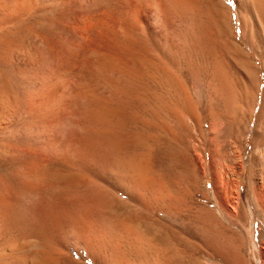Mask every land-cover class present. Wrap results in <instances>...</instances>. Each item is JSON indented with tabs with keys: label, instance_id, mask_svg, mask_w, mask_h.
I'll use <instances>...</instances> for the list:
<instances>
[{
	"label": "rangeland",
	"instance_id": "1",
	"mask_svg": "<svg viewBox=\"0 0 264 264\" xmlns=\"http://www.w3.org/2000/svg\"><path fill=\"white\" fill-rule=\"evenodd\" d=\"M228 5L225 12L232 10L231 25L237 29L235 6L229 0ZM247 32L254 47L241 39L238 32L234 45L255 63L259 85L249 86L251 96L247 95V99L252 97L255 103L251 98L249 105L255 106L253 112L247 109L246 118H242L240 141L228 127L235 124L231 113L243 97L238 73L232 74L237 83L228 106L219 107L216 100L210 103L205 90L203 94L202 90H188V86L194 87L192 82L185 88L182 64L173 66L170 76L151 63L123 70L99 65L74 66L65 74L56 66L11 68L16 78L1 72L0 89L12 93V98L7 106L9 111L6 110L8 115L0 119V129L4 127L0 131V187L7 188L6 194H0V264H31L30 258L18 260L21 245L18 239L10 238L16 233H4L13 226L15 217L25 213L45 217L54 228L64 225L67 218H75L79 230L54 229L56 242L48 244L43 253L39 249L37 264H86L83 259L88 254L100 264L104 260L109 264H264V172L261 164L250 158L253 142L264 144V138H256L254 132L258 122L263 125H259V130L264 127V117L258 120L264 97V68L255 50L263 38L253 35L249 28ZM172 49L174 46L168 49L170 55ZM18 71L26 77L24 81L17 78ZM55 77L65 101L75 98L76 105L70 108L63 104L55 120H32V102L43 82ZM186 105L192 108L190 115L186 114ZM169 108L182 114L187 130L176 124ZM2 109L0 112H5ZM115 109L125 117L131 111L137 113L140 149L135 160L136 173L132 169L125 175V170L111 157L119 143L129 142L130 134L118 137L100 127L104 114L113 121ZM155 112L160 116L156 117ZM163 119L165 127H157L156 120L163 125ZM54 142L62 155L61 162L37 166V161L49 157L50 143ZM5 144L11 145L12 155L6 152ZM261 148L256 146L257 153L254 151L253 155L262 162ZM43 173H55L57 178H44ZM64 182L71 183L72 188H64ZM37 184L52 186L44 196L46 200L33 190ZM94 185L109 192L114 190L116 200L124 205L119 214L124 223L118 220L122 230L119 229L115 254L110 248L107 253L94 252L97 246H88L80 237L85 233L79 217L82 198L90 192V196L95 195L102 202L103 196ZM113 229L108 230L112 241L118 234ZM34 240L37 238L29 239ZM85 247L91 252L87 254Z\"/></svg>",
	"mask_w": 264,
	"mask_h": 264
},
{
	"label": "bare ground",
	"instance_id": "2",
	"mask_svg": "<svg viewBox=\"0 0 264 264\" xmlns=\"http://www.w3.org/2000/svg\"><path fill=\"white\" fill-rule=\"evenodd\" d=\"M232 2L235 6L236 21L239 25L237 29L231 25L232 10L225 12L229 6L228 0H163L162 6L159 0L156 3L154 0H0V74L2 72L1 75L3 76L9 75V77L16 78L11 68L28 66H56L61 69V74H65L68 68L74 66L99 65L123 70V68L138 69L143 63H151L157 67V70L160 69L166 76H170L172 67H179L182 64L185 88L187 84L192 82L194 87L189 88L188 86V90L194 92L202 90V94L205 90V96L207 95L210 103L212 104L216 100L217 106L220 107L226 104L228 106L230 98L233 97L234 86L237 82L233 80L232 74L238 73L240 80L238 83L243 86V94H241L243 97H241L242 102L240 101V104L235 106L234 112L231 113V115L234 114L232 116L233 119L235 117V124L230 123L228 127L229 132L232 133L230 134L237 141L238 139L240 141L243 126L242 118L247 109L250 108L253 112L252 109L255 106L252 97L253 108L249 105L251 98L247 99L249 86L254 83L258 88L259 76L256 77V65L253 60L251 61L247 53L234 43L238 32L241 39L254 47L251 40L247 38L248 35L245 34H248V28L249 31L254 32L253 35H261L263 40L259 41V48L256 47L255 50L264 68V0H232ZM175 37L181 39L176 41ZM170 46H174L171 55L168 50ZM143 52L147 55H142ZM192 70L195 71V75L192 74ZM17 78L24 81L26 77L18 71ZM56 79L57 77L43 82V87L31 104L30 115L32 120H55L63 104L70 108L76 105L75 98H69L68 102L65 101V96L59 91L60 88ZM182 90L184 91V89ZM3 92L0 89V108L5 111L0 112V119H4L8 115V113L6 115V110H8L7 106H9L8 103L12 98V93ZM95 105L94 103V107ZM191 109L186 105L187 115H190ZM169 111L174 112L176 124L187 130V123L182 114H178L179 112L177 113L173 108H169ZM260 111L259 121L264 117V97ZM131 112L125 117L116 110L113 111V121L109 120L105 114L100 119L101 130L118 137H125L127 133L130 134L128 143L126 140L125 143L116 142L119 144L111 156L119 167L125 170V175L129 173L128 171L135 170V160L138 158L137 151L140 149L136 125L137 113L136 111ZM4 115L6 116L4 117ZM155 116L159 117L160 115L155 112ZM164 121L163 119V126L156 120L157 127H165ZM260 122L255 126L256 138L259 136L264 138V127L259 130ZM3 128L1 127V129ZM258 143L253 142L252 147L254 149L250 158L253 163L261 164V170L264 172V160L261 162V159L257 160L253 155L254 151L256 152L255 147L262 146L261 155L264 159V144L259 145ZM6 147V152L12 155L11 145L5 144ZM57 147L55 142L50 143V152L47 154L50 153L49 157L37 161L39 162L37 166L41 167L40 163L47 165L60 163L62 155L58 152ZM111 165L109 164L110 168ZM42 169L44 170V168ZM124 174L122 175L125 176ZM44 175H46L43 176L44 178H57L55 173ZM1 181L0 172V183ZM63 186L64 188H72V184L68 182H64ZM94 187L98 188V193L103 196L102 202H98L94 197L95 195L90 196V192L87 193L89 195L87 198L86 196L85 199L82 198L79 217L83 220L80 228L85 233L84 235L81 233L80 237L83 242L89 243L88 246L90 244L97 246L94 252L99 250L101 253H107L110 248V251L115 254V245L118 244L120 238L119 229L122 228L121 223L118 222L119 214L122 213L121 210L124 205L116 200L114 190L109 189L111 191L109 192L104 190L103 186L94 185ZM33 188L41 198H44L52 186L37 184ZM6 193L7 188L0 187V194ZM44 200L46 199L44 198ZM74 219L67 218L64 225L54 228L45 217L38 218L33 214L25 213L21 217H15L13 226L10 229H5L4 233L9 232L8 235H10V230L16 233L10 238L18 239L17 243L21 245L22 253L18 260L25 261L30 258L31 264H37V252L45 250L48 244L52 245L54 241L56 242V229L79 231L73 221ZM110 222L113 224L111 225ZM109 228H114L118 232L114 241L108 238ZM31 238H37V240L29 241ZM86 252L88 254L91 251L86 248ZM83 260L86 264H100L90 254ZM102 264H109V261L104 260Z\"/></svg>",
	"mask_w": 264,
	"mask_h": 264
},
{
	"label": "snow or ice",
	"instance_id": "3",
	"mask_svg": "<svg viewBox=\"0 0 264 264\" xmlns=\"http://www.w3.org/2000/svg\"><path fill=\"white\" fill-rule=\"evenodd\" d=\"M157 2V0H154V3H156ZM232 2V0H229V3H231ZM159 3H160V5L162 6V4H163V0H159ZM161 15H163V13H161Z\"/></svg>",
	"mask_w": 264,
	"mask_h": 264
}]
</instances>
